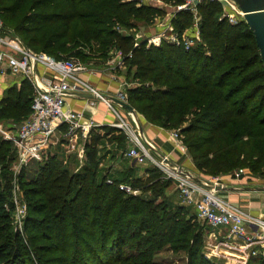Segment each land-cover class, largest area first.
<instances>
[{"label":"trees","instance_id":"16d2710c","mask_svg":"<svg viewBox=\"0 0 264 264\" xmlns=\"http://www.w3.org/2000/svg\"><path fill=\"white\" fill-rule=\"evenodd\" d=\"M221 12L217 1L197 3L201 42L185 49L167 41L136 44L133 34L118 30L162 13L141 0H0L3 30L34 52L76 58L89 43L102 52L113 46L127 74L140 82L126 88L125 103L156 126L178 128L198 173L233 175L246 166L263 178L264 64L245 21L230 23ZM192 18L179 10L171 24L182 31ZM31 96L26 80L7 89L0 118L25 119ZM88 134L77 171L60 164L55 153L37 161L38 177L24 189L31 198L26 241L11 221L9 164L16 148L0 137V264H165L155 258L164 249L182 252L184 264H221L203 256L204 228L185 206L169 203L170 180L155 167L123 182L97 178L96 147L103 135L94 128ZM248 264H264V250Z\"/></svg>","mask_w":264,"mask_h":264},{"label":"built area","instance_id":"2783aa9c","mask_svg":"<svg viewBox=\"0 0 264 264\" xmlns=\"http://www.w3.org/2000/svg\"><path fill=\"white\" fill-rule=\"evenodd\" d=\"M200 1L181 0L173 6V16L175 12L185 10L197 19V3ZM214 1L229 9V11L225 9L222 16L226 17L230 23H235L242 18V12L232 0ZM164 32L165 30L162 29L146 37L147 45L157 46L162 41H167L187 49L192 45L194 38L199 39L197 20L182 35L177 32H169L165 35ZM120 63L121 59H119ZM84 70L79 61L72 58L59 59L44 52H34L26 47L19 37L10 38L0 33V73L7 72L18 76L29 82L32 89L28 116L15 130L0 128L2 138L12 141L15 146L19 162L25 164L30 160L41 161L48 156L50 145L55 143L53 134L59 128H63V138H68L67 145L73 147L70 144L72 138L87 136L95 126L92 120L83 117L84 109H90L96 101H101L114 115L115 120L111 126L124 133L127 145L124 154L127 157L137 163L148 162L161 173L164 179L174 183L181 203L192 206L195 219L212 229L225 230L228 235L238 238L236 249L239 252L245 253V256H254L262 252L264 250V217L243 211L219 195L216 188H209L196 182L191 174L180 170L178 166L172 169L166 163L165 156L158 160L153 158L121 110L113 105L109 97L80 77ZM80 92L92 95L88 97L86 107L84 106L82 110H74L67 106L66 96ZM115 96L116 99L125 102L123 91L117 92ZM12 131L13 133H10ZM171 134L174 137V145L181 152L186 153V147L177 132ZM242 172L243 169L239 168L233 175L237 177ZM207 180L221 186L219 176L208 177ZM107 182H110V179H107ZM119 188L126 192H137L126 183H119Z\"/></svg>","mask_w":264,"mask_h":264},{"label":"crops","instance_id":"0c3cea01","mask_svg":"<svg viewBox=\"0 0 264 264\" xmlns=\"http://www.w3.org/2000/svg\"><path fill=\"white\" fill-rule=\"evenodd\" d=\"M117 58L120 59L119 54ZM95 73H97V71H84L80 74V77L89 81L101 93L109 97L113 105L120 109L124 116L128 114L132 117L135 126L136 123L138 124V131L142 134L148 147L152 148V151L149 149L148 151L153 158L158 160L165 156L170 164L178 166L180 170L191 175L196 174L202 176L194 168L191 158L186 155L187 152H181L174 145L172 132L170 133L161 127H157L146 121L142 115L137 113L134 118V113L132 111L118 106L119 104L116 102L115 94L124 90L121 86L123 84L121 80L111 79L109 78L110 76L105 73H103L102 76ZM21 81L22 79L18 76L11 75L7 72L0 73V100L7 89L11 87L19 89ZM87 99V96L69 94L66 96V105L74 110H82L84 106L86 107ZM83 117L92 120L95 124L93 128L98 130V132L103 127H110L111 123L115 120L113 113L108 110L101 101H96L94 106L90 109H84ZM114 130L117 131V129ZM55 132L60 135V141H62L60 144L65 150V155L59 157L58 152L53 151L54 144L50 145V154L57 153V158L60 160L64 158V162H69L74 165L71 171H77L85 162L84 143L88 140L89 134L83 138H72L70 144H72L73 147H69V145H67L68 138H63L62 135L63 128H59ZM55 132L53 135H56ZM96 148V158L98 159L97 178L105 177L106 179L123 182L127 180V178L144 177L146 175V169L150 166L148 162L137 163L124 154L127 150L125 139L124 141H117L113 138L102 136L98 139ZM68 156L70 157L68 158ZM202 177L208 178L206 176ZM219 182L221 186H217L216 191L224 199L251 215L264 217V182L262 179L250 178L242 174L236 177L228 173L220 175ZM165 195L171 205H183L174 183L170 182L165 190ZM185 207L193 210L192 206Z\"/></svg>","mask_w":264,"mask_h":264},{"label":"rangeland","instance_id":"374dc122","mask_svg":"<svg viewBox=\"0 0 264 264\" xmlns=\"http://www.w3.org/2000/svg\"><path fill=\"white\" fill-rule=\"evenodd\" d=\"M141 1L144 3H150L156 8H160L162 10V13H156L155 16L152 18V20L148 23H145L141 20H136L134 21L135 25H133L130 28H126V27L118 28V30L121 33L133 34L136 44L140 42L142 43L144 42L147 45L146 37L153 35L162 29L165 30L164 32L165 35H168L169 32H177L179 35H182L183 32L187 30V29H184L182 31H179L178 29L174 28L171 23L169 24V21L171 22L170 19L174 17L172 14V8L174 4L166 3L164 0H141ZM224 10L229 11L228 8L222 7V12L220 14L221 16ZM196 20H197V27L199 31L198 15H197V19L192 18V25H194V22ZM0 23H1L0 24L1 34H4L6 37H10V38L17 37L15 34H12L8 31L3 30L1 20H0ZM198 38L199 39L194 38L191 46H197V44H200L201 42L200 33L198 34ZM99 54H101V56H99ZM118 54L119 53L113 46L109 48L106 52H102L98 50L96 45H94L93 43H89L86 46H83L80 48L79 57L72 58V59L79 61L82 64V66L85 68L84 70L85 72L97 71V73L95 74H98L99 76H102V74L105 73L109 75L110 76L109 78L111 79L121 80V82L123 83L121 86L123 87L122 89H124L123 92L125 93L126 88L137 86L140 84V82L137 79L133 78L131 74L132 72L130 73V75H128L125 67L121 63L119 64V59L117 58ZM132 112L134 113V118H135L136 113L139 115H142L135 109H132ZM125 117L127 121L130 123V125L132 126V128L134 129V132L136 133L138 138L144 144V146L147 149L152 151V148L148 147L142 134L138 131V124L136 123V126H135L132 120V117L130 115L127 114ZM23 120L24 118L14 119L12 117H4V118L2 117L0 118V128L3 130L8 129V128L15 130L17 126L19 125V123L22 122ZM113 128L116 129L113 126H110V127L106 126L105 128H102L99 131V133L102 134L104 137L107 136V137L113 138L114 140L119 141L120 139L123 138L124 133L122 131L118 132V130L116 131ZM163 129L167 130L170 133L177 132L178 134L179 132L178 128L176 129L163 128ZM10 133H13V131ZM55 134L56 135H53L52 137L55 140V143H54L55 146L53 147V151H57L59 157H63L65 155V150L63 146L60 144L62 142L60 141V135H58L57 132H55ZM0 137H2L1 133H0ZM55 154L57 156V153ZM186 155L190 158V155L188 153H186ZM46 157L42 158V160L38 162H42ZM69 157L70 156H68V158ZM60 161H61L60 164L68 167L69 170H72V168H74L73 164L69 162H64V158L63 160H60ZM36 163L37 161L30 160L27 163L22 164L19 162L17 155L15 154L12 162L9 164L10 165L9 170L12 172V201L14 204V210L12 212L11 221H12V225L14 226V228L18 230L20 236L23 238L24 241H26L27 239L26 237L27 232L32 231L30 230L29 226H28L29 228L28 230L24 229L25 217L27 214H30L29 209L27 207V202L31 199L28 193H26L24 189H27V187H29V183H31V180L33 178L38 177L37 175L38 166L36 165ZM241 169H243L242 175L249 176L250 178H259V179H262L264 182V177L262 178L258 176L257 172H254V171L252 172L246 166L241 167ZM235 171L237 170H234L232 173H235ZM207 177H212V176H207ZM187 212L189 215H193V210L188 209ZM196 221L205 230V233L203 235V245H202L201 251H202L203 256L206 257L207 259H210L216 263H221V264H248L250 260L252 259V257H254L250 255L245 256V253H241L236 249L237 243L239 242L238 238L228 235L225 230L212 229L208 227L202 221L197 220V219ZM29 256L32 257L31 255ZM155 258L158 261H161L162 263H165V264H184L185 262L184 255L182 252L174 253L170 251L169 249H164L158 252Z\"/></svg>","mask_w":264,"mask_h":264},{"label":"water","instance_id":"95a60500","mask_svg":"<svg viewBox=\"0 0 264 264\" xmlns=\"http://www.w3.org/2000/svg\"><path fill=\"white\" fill-rule=\"evenodd\" d=\"M239 10L242 12V19L247 24L248 28L253 34L255 44L258 49L259 56L264 64V0H232ZM80 96L92 97L88 93H77ZM116 102L125 109L132 111V108L128 106L124 101L116 99ZM172 169H176L175 165L166 162ZM192 178L209 188H216L217 185L208 181L206 178L200 175H192Z\"/></svg>","mask_w":264,"mask_h":264}]
</instances>
